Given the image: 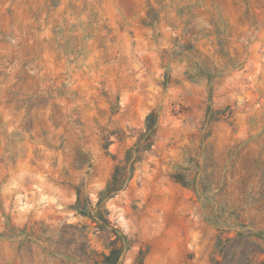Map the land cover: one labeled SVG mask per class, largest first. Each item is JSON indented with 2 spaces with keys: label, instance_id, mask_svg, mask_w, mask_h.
<instances>
[{
  "label": "rangeland",
  "instance_id": "obj_1",
  "mask_svg": "<svg viewBox=\"0 0 264 264\" xmlns=\"http://www.w3.org/2000/svg\"><path fill=\"white\" fill-rule=\"evenodd\" d=\"M240 235L264 262V0H0V264H214Z\"/></svg>",
  "mask_w": 264,
  "mask_h": 264
},
{
  "label": "trees",
  "instance_id": "obj_2",
  "mask_svg": "<svg viewBox=\"0 0 264 264\" xmlns=\"http://www.w3.org/2000/svg\"><path fill=\"white\" fill-rule=\"evenodd\" d=\"M146 122L150 123L151 127H154L156 123L155 115L153 113L149 114L146 118ZM151 143L152 141L148 140L147 147H150ZM139 146V142H137L135 149L127 151L125 158L126 166L115 167L114 173L110 181L107 183L104 192L100 194L101 196L105 195L106 197H109L122 189L124 182L134 170L135 163L139 159V156H137L140 149ZM84 207L85 206L80 203L78 194L75 209L78 210L80 214L87 215V210ZM115 244L117 243H111V249L107 255L96 254L93 252L92 254H94V258H90V255L92 254H86L88 261L91 260L92 264H117L121 256V248H116L117 246H114ZM218 247L222 256V261H216L214 264H252L254 255L263 253L257 244L241 235L234 240L227 241L226 244H219ZM237 254L238 257H236ZM261 264H264V262Z\"/></svg>",
  "mask_w": 264,
  "mask_h": 264
}]
</instances>
